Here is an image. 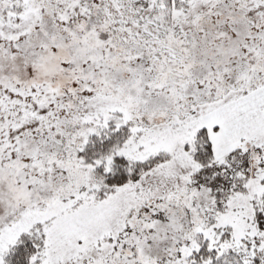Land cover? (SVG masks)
I'll list each match as a JSON object with an SVG mask.
<instances>
[{"label": "snow or ice", "instance_id": "obj_1", "mask_svg": "<svg viewBox=\"0 0 264 264\" xmlns=\"http://www.w3.org/2000/svg\"><path fill=\"white\" fill-rule=\"evenodd\" d=\"M0 264H264V0H0Z\"/></svg>", "mask_w": 264, "mask_h": 264}]
</instances>
